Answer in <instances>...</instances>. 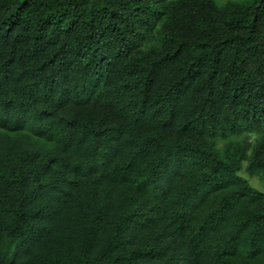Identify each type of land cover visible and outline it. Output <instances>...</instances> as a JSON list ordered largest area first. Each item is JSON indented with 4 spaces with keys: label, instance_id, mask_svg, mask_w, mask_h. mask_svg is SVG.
Masks as SVG:
<instances>
[{
    "label": "trees",
    "instance_id": "trees-1",
    "mask_svg": "<svg viewBox=\"0 0 264 264\" xmlns=\"http://www.w3.org/2000/svg\"><path fill=\"white\" fill-rule=\"evenodd\" d=\"M264 0H0V264H264Z\"/></svg>",
    "mask_w": 264,
    "mask_h": 264
},
{
    "label": "rangeland",
    "instance_id": "rangeland-1",
    "mask_svg": "<svg viewBox=\"0 0 264 264\" xmlns=\"http://www.w3.org/2000/svg\"><path fill=\"white\" fill-rule=\"evenodd\" d=\"M226 1H228V0H217V2L219 4L225 3ZM233 1H236L239 4H242V5H248L251 2H253V0H233ZM246 165H247V163L245 162L244 163V168H243V170H241L239 172V175H241L244 178H246L249 181V183L252 186V188H254L257 191H262L263 192L264 191V177H262L261 175H249L246 172V170H245Z\"/></svg>",
    "mask_w": 264,
    "mask_h": 264
}]
</instances>
